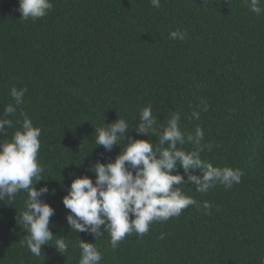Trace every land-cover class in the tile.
<instances>
[{"label":"trees","instance_id":"1","mask_svg":"<svg viewBox=\"0 0 264 264\" xmlns=\"http://www.w3.org/2000/svg\"><path fill=\"white\" fill-rule=\"evenodd\" d=\"M50 2L46 16L25 20L18 0H0V116L15 106L11 88L27 89L0 140L19 127L21 111L41 129L44 180L35 187L49 189L42 197L55 210L49 228L68 249L59 253L54 240L39 257L27 249L18 215L27 194L20 192L0 201V264H79V239L96 244L100 264H264V11L257 16L242 0H160L159 8L150 0ZM176 30L187 38L170 39ZM149 105L157 127L179 113L185 134L202 128V143L213 148L201 159L243 175L207 193L181 185L199 208L153 222L146 234H128L113 249L107 233L95 240L71 230L62 198L74 175L94 181L90 167L123 150V141L111 152L97 146L94 128L122 118L130 137L158 142L135 132L139 110Z\"/></svg>","mask_w":264,"mask_h":264},{"label":"clouds","instance_id":"2","mask_svg":"<svg viewBox=\"0 0 264 264\" xmlns=\"http://www.w3.org/2000/svg\"><path fill=\"white\" fill-rule=\"evenodd\" d=\"M18 11L22 19H38L47 15L53 8L50 0H18ZM153 8L160 7V0H150ZM243 4L259 16L264 9L259 6L262 0H242ZM172 40H184L187 33L176 30L169 33ZM26 88L12 87L10 95L15 101L4 108L0 116V135H7L6 128L13 127L9 116L16 114L22 105ZM208 106H203L207 111ZM22 121L10 139L0 140V201L14 200L20 192H25V210L18 213L20 222L28 235L23 243L34 255H41V248L54 240L55 249L63 254L68 249L65 237L54 236L49 228L50 217L55 210L42 200L49 192L45 187L35 185L42 179L44 168L38 163L41 129L34 127L31 119L21 111ZM192 117L199 119V112ZM181 116L172 113L166 123L157 127V116L152 114L151 105L139 110V124L135 127L137 135L158 137L153 144L150 140L133 139L129 136V125L125 119L117 118L111 124L94 128L95 143L111 152L114 145L123 141L124 147L114 161L95 162L89 169L95 174L93 181L87 175L75 177L62 203L67 210L66 221L71 230L89 233L95 240L107 233L113 249L126 235L135 232L143 236L153 222H165L179 216L189 206H197L196 200L183 193L181 185L192 184L195 191L207 193L217 183L226 188L241 181L243 173L231 167H214L202 160L200 153L211 151V142L202 143L204 132L199 126L194 133L185 134L180 130ZM125 141L127 143L125 144ZM191 144L193 150L186 151ZM121 148V147H120ZM179 169L183 170L181 174ZM199 172V175L193 174ZM175 173V174H174ZM187 177V179H185ZM212 207L203 202L205 210ZM207 214V213H206ZM163 239V235L160 237ZM79 264H100L102 253L95 243L79 239Z\"/></svg>","mask_w":264,"mask_h":264}]
</instances>
